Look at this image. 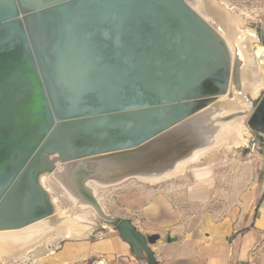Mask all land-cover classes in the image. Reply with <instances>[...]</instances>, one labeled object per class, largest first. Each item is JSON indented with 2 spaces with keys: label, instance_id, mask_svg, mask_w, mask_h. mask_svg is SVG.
I'll list each match as a JSON object with an SVG mask.
<instances>
[{
  "label": "water",
  "instance_id": "obj_1",
  "mask_svg": "<svg viewBox=\"0 0 264 264\" xmlns=\"http://www.w3.org/2000/svg\"><path fill=\"white\" fill-rule=\"evenodd\" d=\"M192 5L0 0V231L50 217L39 177L66 168L62 185L114 226L139 264H159L153 246L161 236L105 214L85 183L112 186L173 169L180 148L200 142L214 121L198 132L176 127L230 84L239 89L240 60ZM258 41L264 49V29ZM247 125L262 139L264 159V94ZM103 160L114 162L91 166Z\"/></svg>",
  "mask_w": 264,
  "mask_h": 264
},
{
  "label": "rangeland",
  "instance_id": "obj_2",
  "mask_svg": "<svg viewBox=\"0 0 264 264\" xmlns=\"http://www.w3.org/2000/svg\"><path fill=\"white\" fill-rule=\"evenodd\" d=\"M194 2L197 5L192 6L215 27L231 48L232 60L248 54L247 63L241 66L243 69L238 80L239 93L232 96L228 94L232 89L230 84L231 88L229 87L225 96L217 98L193 117L219 111V118L209 130V134L215 132V144L207 148L196 161L187 162L182 171L156 182L139 177L112 186L86 182L85 186L93 190L95 199L107 215L118 218L125 215L135 217L134 212L121 211V208L143 204L154 195L181 204L188 187L200 180L213 181L216 178L224 184L230 169L241 168L246 161L245 146L249 147L252 139L258 140V136L249 129L247 120L264 94V54L262 61L257 59L258 52H264L258 41L259 33L264 29V0H193ZM250 83L261 86L252 95L247 93ZM250 100L253 101L252 105ZM187 122L178 128L183 130ZM58 170L40 179L42 187L50 196L54 212L50 218L31 226L30 229L34 231L25 230L31 233L26 242L16 239L12 248L0 246V264H46V256L56 252L63 241L98 239L108 230L116 233L114 226L100 220L92 207L73 197L62 182H58L55 178ZM1 235L3 234L0 237Z\"/></svg>",
  "mask_w": 264,
  "mask_h": 264
},
{
  "label": "crops",
  "instance_id": "obj_3",
  "mask_svg": "<svg viewBox=\"0 0 264 264\" xmlns=\"http://www.w3.org/2000/svg\"><path fill=\"white\" fill-rule=\"evenodd\" d=\"M257 141L261 145L260 137ZM245 148L246 161L230 169L224 184L200 180L188 187L181 204L154 195L121 208L135 217L120 219H131L145 235L161 236L153 246L159 264H264V159L261 150ZM167 235L174 241L167 242ZM44 262L139 264L111 230L98 239L63 241Z\"/></svg>",
  "mask_w": 264,
  "mask_h": 264
},
{
  "label": "bare ground",
  "instance_id": "obj_4",
  "mask_svg": "<svg viewBox=\"0 0 264 264\" xmlns=\"http://www.w3.org/2000/svg\"><path fill=\"white\" fill-rule=\"evenodd\" d=\"M195 2L193 3V6L195 7ZM197 5V4H196ZM196 9V8H195ZM198 9V8H197ZM198 11V10H196ZM224 40V39H223ZM241 42H243L242 40H240ZM225 44H226V41L224 40ZM226 46L228 47V49L230 50V54L232 55V51H231V48L226 44ZM238 60H240L241 62V66L245 65L248 61V54H243L241 55L240 57L237 58ZM242 67H240V70H239V76L241 75V72H242ZM239 80V79H238ZM261 85H263V83L260 82ZM260 84L256 85L254 83H250L249 84V88L247 90V93L252 95V94H255L256 91H258V89H260ZM231 88V86H230ZM239 89H236L233 87L232 85V89L229 90L230 92L228 94H231V96L234 94H238ZM245 95V97H247V95ZM225 96V95H224ZM222 97V96H221ZM235 97V96H234ZM230 99V98H228ZM248 103V102H247ZM201 112V111H200ZM199 112V113H200ZM198 114V113H197ZM196 114V115H197ZM195 116V115H194ZM193 116V117H194ZM191 117L190 119L186 120L185 122H187L185 124V128L183 130H185L186 128H190V130H195L196 132H198L202 127L203 125L207 124L208 122H212V121H215L217 118H219V111L217 110H214V111H210L208 113H203V114H200L199 116L193 118ZM193 118V119H192ZM185 122L181 123L180 125H178L176 128L180 127L181 125H183ZM216 130V129H215ZM214 133L215 132H211L210 134H204L202 136V140H200V142H198L197 144L195 145H189V146H184L185 148H180L179 152H184L183 155L181 156V158H179V160H177L176 164L174 165L173 169L171 170H168L166 172H163L161 175H158V176H137L139 177L140 179L142 180H148L150 182H156L158 180H162V179H166L168 177H171L172 175H175L176 173H178L179 171H182L184 165H186L187 162L189 161H196L204 152L207 148L211 147V146H214L215 142L213 141L214 140ZM223 143V142H222ZM220 144V143H218ZM227 145V144H226ZM193 146V147H191ZM183 147V146H182ZM207 151V150H206ZM114 161H108V160H103V161H96V162H92L91 163V166L93 167H98L100 168L101 166H106L108 163L111 164L113 163ZM58 171L55 173V178H57L58 182H62V181H66V179L68 178V172L69 170L66 169V168H63L61 169L60 167H58ZM111 171H109L110 173ZM106 173V172H105ZM49 173H44L42 174L40 177H39V183H40V179L44 176V175H47ZM52 174V173H51ZM41 185V183H40ZM42 186V185H41ZM74 197V196H73ZM51 201V199H50ZM52 203V201H51ZM50 218V217H48ZM46 218V219H48ZM44 219V220H46ZM44 220H41V221H38L32 225H29L25 228H22L20 230H14V231H0V234H3L1 235L2 237H0V246L2 247H8V248H12V245L15 244V240L17 239L19 242H26V240L30 239L29 238V235L31 233H29L30 231H34L33 229H30L32 228L31 226L35 225V224H39L40 222L44 221ZM27 229H30V231H25ZM36 231V230H35ZM18 232V233H17ZM20 232V233H19ZM14 233H17V234H14ZM33 234V233H32ZM18 243V242H17ZM22 253V252H21ZM17 255V254H16ZM19 256V255H18ZM2 256L0 255V258ZM12 258V257H11ZM8 260V258H7Z\"/></svg>",
  "mask_w": 264,
  "mask_h": 264
},
{
  "label": "built area",
  "instance_id": "obj_5",
  "mask_svg": "<svg viewBox=\"0 0 264 264\" xmlns=\"http://www.w3.org/2000/svg\"><path fill=\"white\" fill-rule=\"evenodd\" d=\"M250 153H256L261 149V145L260 143H258V141L256 139H252L250 141V145L248 147Z\"/></svg>",
  "mask_w": 264,
  "mask_h": 264
}]
</instances>
